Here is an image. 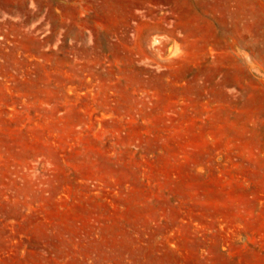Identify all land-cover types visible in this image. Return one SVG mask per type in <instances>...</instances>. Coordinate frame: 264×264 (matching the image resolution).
Here are the masks:
<instances>
[{"label":"rangeland","instance_id":"1","mask_svg":"<svg viewBox=\"0 0 264 264\" xmlns=\"http://www.w3.org/2000/svg\"><path fill=\"white\" fill-rule=\"evenodd\" d=\"M0 264H264V0H0Z\"/></svg>","mask_w":264,"mask_h":264}]
</instances>
